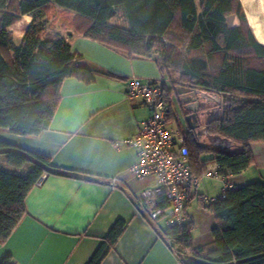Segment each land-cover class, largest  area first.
<instances>
[{"label": "trees", "instance_id": "obj_1", "mask_svg": "<svg viewBox=\"0 0 264 264\" xmlns=\"http://www.w3.org/2000/svg\"><path fill=\"white\" fill-rule=\"evenodd\" d=\"M55 7L64 9L65 23L83 27L84 35L132 56L154 58L170 102L169 120L178 80L222 94V114L209 124L208 132L228 138L235 146L216 149L201 140L202 134L188 130L185 144L194 175L202 176L215 163L229 179L254 164L252 144L264 142V44L255 37L241 0H200V9L195 0H0L1 128L21 135L40 134L50 126L63 80L95 76L96 71L82 64V56L72 52L65 37L46 33V20L30 24L20 45L15 44L12 25L26 14L43 18ZM231 15L238 17V26L228 24ZM114 17L128 26L113 23ZM216 58L219 63H214ZM0 153L6 154L11 166L29 165L25 173L0 168L3 243L26 215V197L42 182L43 174L79 175L53 165L42 153L3 139ZM158 204L169 207L164 195ZM207 207L216 219L212 242L194 246L191 220L163 229V237L181 263L264 264V181L232 185L226 197ZM125 227L118 222L88 264H102ZM0 264L16 263L5 255Z\"/></svg>", "mask_w": 264, "mask_h": 264}, {"label": "crops", "instance_id": "obj_2", "mask_svg": "<svg viewBox=\"0 0 264 264\" xmlns=\"http://www.w3.org/2000/svg\"><path fill=\"white\" fill-rule=\"evenodd\" d=\"M195 2L199 8L200 0ZM63 10L55 7L43 18L23 15L11 26L14 42L20 45L30 24L46 20V33L65 37L72 52L82 56V64L96 71L95 76L92 80L75 76L63 80L50 126L40 134L21 135L0 127V139L42 153L53 165L79 176L48 174L30 191L26 215L8 240L0 243V258L11 255L16 264H88L103 239L121 221L126 224L125 230L102 264H182L163 237L165 218H147L136 200L138 193L155 187L156 180L134 175L131 168L138 152L127 142L151 116L141 99L128 97L129 82L133 77L164 79L158 63L84 35L80 25L65 23ZM231 16L230 27L238 26V17ZM115 18L113 23L128 26L125 20L119 23ZM189 98L193 96L177 93L176 88L171 95L170 125L184 133L189 129L179 116L184 100ZM252 150L254 164L229 177L231 186L264 181V142L253 143ZM28 167L11 166L6 154L0 153V168L25 173ZM224 185L221 179L204 175L198 186L188 190L186 213L194 223L196 247L213 241L216 226L214 213L201 204L198 195L220 196Z\"/></svg>", "mask_w": 264, "mask_h": 264}, {"label": "built area", "instance_id": "obj_3", "mask_svg": "<svg viewBox=\"0 0 264 264\" xmlns=\"http://www.w3.org/2000/svg\"><path fill=\"white\" fill-rule=\"evenodd\" d=\"M126 93L130 98L141 99L151 111V116L139 132L127 141L138 152V159L131 168L134 175L139 178L150 176L156 180L155 187L136 195V200L144 208L147 218L154 221L165 218L166 226L188 223V190L198 186L204 175L221 179L225 185L220 196L200 193L198 199L201 204L208 206L226 197L227 188L231 185L226 176L219 172L217 164H209L202 176L192 173L185 144L186 133L171 126L167 116L170 102L163 80L145 81L133 77ZM47 175L48 173L43 174L42 180ZM161 195L169 202L167 209L158 204Z\"/></svg>", "mask_w": 264, "mask_h": 264}, {"label": "water", "instance_id": "obj_4", "mask_svg": "<svg viewBox=\"0 0 264 264\" xmlns=\"http://www.w3.org/2000/svg\"><path fill=\"white\" fill-rule=\"evenodd\" d=\"M176 91L180 94H191L193 96V98L184 100V105L181 108L190 131H195L198 134L202 133L208 139L209 144L216 149L225 151L235 146L228 138L208 132V126L213 121V117L219 118L222 114L223 97L220 93L184 86L176 87ZM215 110L217 111L216 114L213 113ZM202 115H210L205 125L203 124Z\"/></svg>", "mask_w": 264, "mask_h": 264}, {"label": "rangeland", "instance_id": "obj_5", "mask_svg": "<svg viewBox=\"0 0 264 264\" xmlns=\"http://www.w3.org/2000/svg\"><path fill=\"white\" fill-rule=\"evenodd\" d=\"M243 6L245 8V12L247 14L248 20L251 24V26L255 29L256 33L258 34L260 40L264 41V0H242ZM234 16H231L229 25L232 24ZM115 22H121L122 20L120 18H115ZM18 27V26H17ZM183 53H186V48H183ZM220 59L216 58V61L214 63H219ZM259 62V61H258ZM232 63V61H231ZM255 63L257 64V60H255ZM212 69V68H211ZM179 73L174 74V77L178 78ZM167 81L168 79L165 78ZM176 87H188V88H197L190 86L188 84H184L183 82H180V80L177 81ZM181 89V88H178ZM175 96V95H174ZM174 102L176 106V98L174 97ZM182 124H186L184 114L182 113V110L180 111L179 116ZM174 122H177L176 120ZM202 141H205L206 143H209L208 139L204 136L201 138ZM258 147V146H255ZM251 169H256L255 166H252Z\"/></svg>", "mask_w": 264, "mask_h": 264}, {"label": "flooded vegetation", "instance_id": "obj_6", "mask_svg": "<svg viewBox=\"0 0 264 264\" xmlns=\"http://www.w3.org/2000/svg\"><path fill=\"white\" fill-rule=\"evenodd\" d=\"M184 105V103L182 104V106ZM182 106H181V108H182ZM222 109H223V106H222ZM213 113L214 114H216L217 113V111L215 110V111H213ZM209 117H210V115H206V116H204V115H202V118H203V124L205 125V123H207V119H209ZM214 119L213 120H216L218 117H213ZM211 123V122H210ZM200 134H202V133H200ZM202 136L204 137V135L202 134Z\"/></svg>", "mask_w": 264, "mask_h": 264}]
</instances>
